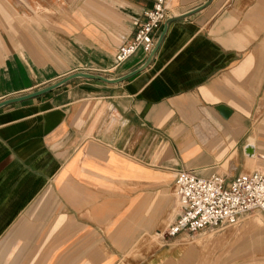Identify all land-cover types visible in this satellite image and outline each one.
Segmentation results:
<instances>
[{
  "label": "crops",
  "instance_id": "crops-1",
  "mask_svg": "<svg viewBox=\"0 0 264 264\" xmlns=\"http://www.w3.org/2000/svg\"><path fill=\"white\" fill-rule=\"evenodd\" d=\"M206 1L168 0L169 18ZM154 3L0 0V102L139 69L143 50L116 55ZM262 106L264 0H213L125 81L78 77L1 107L0 264H251L260 237L229 250L243 229L167 234L179 171L253 172L243 139Z\"/></svg>",
  "mask_w": 264,
  "mask_h": 264
},
{
  "label": "built area",
  "instance_id": "built-area-1",
  "mask_svg": "<svg viewBox=\"0 0 264 264\" xmlns=\"http://www.w3.org/2000/svg\"><path fill=\"white\" fill-rule=\"evenodd\" d=\"M144 16L136 22L134 36L120 46L116 55L118 64L139 50L146 54L152 52L159 32L169 18L168 0H155ZM174 186L180 212L169 227V237L182 232L194 235L206 229L236 226L245 215L264 214V172L260 170L240 173L231 180L222 173L202 176L196 170H181Z\"/></svg>",
  "mask_w": 264,
  "mask_h": 264
},
{
  "label": "rangeland",
  "instance_id": "rangeland-1",
  "mask_svg": "<svg viewBox=\"0 0 264 264\" xmlns=\"http://www.w3.org/2000/svg\"><path fill=\"white\" fill-rule=\"evenodd\" d=\"M248 124L249 130L243 142L247 144L250 139L256 137L255 142L258 149L253 157L245 154L247 156L245 172L255 170L264 172V157L261 156L264 153V106L258 109L256 117H252ZM230 227L235 230L243 229L246 233L235 235V239L229 245V250L237 249L239 243L245 241L247 249H251L248 251L253 253V249L258 247L256 244L259 242L255 237H260L262 256L251 258L249 262L251 264H264V214L257 212L245 215L238 225Z\"/></svg>",
  "mask_w": 264,
  "mask_h": 264
},
{
  "label": "water",
  "instance_id": "water-1",
  "mask_svg": "<svg viewBox=\"0 0 264 264\" xmlns=\"http://www.w3.org/2000/svg\"><path fill=\"white\" fill-rule=\"evenodd\" d=\"M213 0H207L204 4L200 5L199 7L187 12V13H184L182 15H179V16H174V17H170L168 18L166 21H165V24H164V28L160 34V36L158 37L157 39V42L155 44V47L154 49L152 50V52L149 54V57L148 59L146 60V62L137 70L129 73V74H126L122 77H118V78H109L107 76H104V75H101V74H94V73H87V72H78V73H74V74H71L69 76H67L66 78L60 80L59 82L57 83H54L48 87H45L43 89H40V90H37L35 92H32V93H29V94H26V95H23V96H19V97H13V98H9V99H6L4 101H1L0 102V108L3 107V106H6V105H9V104H12V103H16V102H20V101H24V100H27V99H30V98H33V97H37L39 95H42V94H45L49 91H52L53 89H56L58 87H60L61 85L65 84L66 82L72 80V79H75V78H78V77H83V78H89V79H97V80H102V81H106V82H109V83H118V82H122V81H125L126 79L134 76L135 74L143 71L144 69H146L152 62L153 58L155 57L158 49L160 48L164 38H165V35L169 29V25L174 22V21H177V20H182L184 18H187L188 16H191L192 14H195L199 11H201L202 9L206 8L207 6H209L211 3H212ZM219 109L221 110V112L225 115V117H228L231 113H232V109L225 106V107H219ZM254 140L250 139L247 143V145L244 147V151H245V154L250 156V157H253L255 156V145L253 143Z\"/></svg>",
  "mask_w": 264,
  "mask_h": 264
}]
</instances>
